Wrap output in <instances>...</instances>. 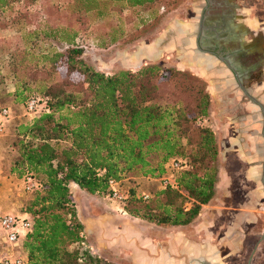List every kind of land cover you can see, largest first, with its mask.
<instances>
[{
  "label": "trees",
  "instance_id": "obj_1",
  "mask_svg": "<svg viewBox=\"0 0 264 264\" xmlns=\"http://www.w3.org/2000/svg\"><path fill=\"white\" fill-rule=\"evenodd\" d=\"M17 1L0 0V12ZM158 1L71 0L79 10L100 20L102 26L91 31H96L94 43L101 50L115 46L154 16L151 10V15L133 20L121 10L139 12L137 8ZM47 29L45 36L64 43L65 52L39 56L24 50L18 66L34 61V67L42 63L56 72L64 65L67 74L78 75L81 81L59 88L43 83L34 91L27 88L39 96L23 98L44 101L40 113L19 126V159L10 169L21 181L31 175L42 186L29 193L34 196L24 211L32 221V230L22 244L29 263L102 264L90 255L89 247L82 248L85 232L73 190L103 197L110 180L120 182L123 189L128 174L161 177L170 158H183L190 165L174 178L175 187L159 190L147 201L123 189L128 195L123 210L158 225L191 224L213 199L218 181L215 135L210 128L197 126L209 115L210 96L205 86L189 73L158 66L104 74L83 61L80 31L52 24ZM191 91L198 103L186 107L175 94ZM74 244L84 249L82 259L78 250H69Z\"/></svg>",
  "mask_w": 264,
  "mask_h": 264
},
{
  "label": "rangeland",
  "instance_id": "obj_2",
  "mask_svg": "<svg viewBox=\"0 0 264 264\" xmlns=\"http://www.w3.org/2000/svg\"><path fill=\"white\" fill-rule=\"evenodd\" d=\"M197 2L198 0H159L154 6L147 5L137 8L139 12L121 10L124 16L129 14L133 20L138 15L143 17L151 15V10L154 11V16H150L146 24L138 25L130 36L123 39L119 45L110 47L106 52L95 46L97 33L91 31L102 26L99 23L100 20L92 14L79 10L78 5H74L71 0H20L0 12V108H7L11 112L8 119L3 122V130L0 132V151L3 152L0 156V178L2 177V180L5 181L2 190L7 196L4 198V202L8 205L3 206L5 211L1 212L16 215L25 214V208L34 196V194L24 192L21 177L10 172L14 163L19 159L18 142L22 138L19 126L29 123L32 117L26 112V100L33 95L39 96L34 92H28L27 88L34 91L43 83L47 86L56 85V88L72 87L80 84L81 81L78 75L67 74L64 65L58 71L52 72L42 63L38 67H34L35 62H31L29 59L31 63L19 67L21 53L24 50H30L40 56L41 54L65 52L66 45L64 43L48 38L45 34L48 32L49 24L68 26L72 30L80 31L81 42L78 44L84 50L83 61L97 71L110 75L121 70L135 71L144 66H158L162 70H180L198 78L201 81L199 83L205 86V90L209 94L208 83L205 80L178 65L176 52L164 51L162 53V47L160 52L156 48L160 44L161 35L167 29L169 21H176L179 32L189 33L194 29L192 24H185L181 21L191 20V17L194 16V8L197 9L199 5L203 8L206 5L205 0ZM244 4L249 6L254 4L256 8H264V0H245ZM136 23L137 21L133 24L136 25ZM133 24L131 23L132 26H135ZM189 28L190 31H188ZM88 35H91V38ZM153 42L154 47H146ZM119 52H126L120 55L121 59L117 56ZM35 81H37V86H35ZM175 96L179 97L186 107H192L198 103L197 100L194 101L196 93L192 91L189 94L177 93ZM25 97L27 98L23 99ZM210 120L211 97L209 115L197 122V126L210 128L214 133ZM217 150L218 181L215 195L205 208L206 220L210 223L209 228L214 232L213 238L216 244V250L211 254L208 253L209 264H248L249 259V264H264V239L261 242L258 241L264 232V209H262L264 206L259 205V203L264 204L263 190L261 187L259 188V184L256 188L257 183L247 180V173H245V168L242 167L243 163L240 160L232 155L227 156L226 153L222 155L218 143ZM151 162L155 165L156 158L152 157ZM178 174L174 173V178ZM123 189L133 192L136 196H140L142 193L154 195L159 191V183L151 181L147 177L128 174ZM83 196L87 198L79 199L78 196H74L75 207L76 203L79 205L80 216L78 219L80 217V220L83 219L86 223H91V228H88L90 232L86 231L83 225L85 246L82 248L89 247L90 255L102 264H131V262L129 251L119 248V245L115 248L111 246L100 248L103 247L99 243L100 231L104 230V235H110L115 230L125 228V224L133 226L138 233L158 229L157 227L171 229L170 226L150 223L129 215L122 216L123 212L118 210V206L110 203L101 195L95 194L90 197L83 194ZM248 199L252 201L253 205L255 204L254 208L250 210L251 215L259 216V221L251 223L249 226L250 236L235 238V243L229 244V240L232 238L224 239L225 227L227 229L228 226L234 225L244 229V232L247 233L244 222L241 220L237 222L235 213L231 209L239 208ZM185 208L189 209L190 203L185 204ZM125 218L130 219L132 223H129ZM96 233L97 236H95ZM82 248L74 244L69 250H78L79 258L82 259L84 253ZM5 249L6 245L0 238V257Z\"/></svg>",
  "mask_w": 264,
  "mask_h": 264
},
{
  "label": "crops",
  "instance_id": "obj_3",
  "mask_svg": "<svg viewBox=\"0 0 264 264\" xmlns=\"http://www.w3.org/2000/svg\"><path fill=\"white\" fill-rule=\"evenodd\" d=\"M244 1L205 0L203 8L197 5V9L195 7L193 10L196 19L180 20L193 25L194 35L179 32L176 21H169L161 35V45L162 53L176 52L179 66L208 83L211 127L221 154L226 153L240 160L247 180L257 183L256 188L259 184L264 193V8H256L254 4L245 5ZM202 18L209 23L204 24ZM199 37L201 41H197ZM149 46L154 47V42L146 45ZM123 53L126 52H119L117 56L120 58ZM2 154L0 151V156ZM125 181H122L123 185ZM4 183L1 177L0 215L5 214L3 206L6 205L4 198L7 196L2 190ZM74 193L79 199L87 198L82 197L83 194L93 196L78 190ZM254 206L248 199L239 208L231 209L235 213V220L244 222L247 233L234 225L227 229L225 227L224 239L232 238L229 244L235 243V238L251 235L249 226L259 221V216L251 215L250 210ZM76 208L80 216L78 203ZM205 208L207 205L203 206L192 224L184 227H157L138 233L133 226L125 224V228L115 230L109 236L104 235V230L100 231L99 243L103 246L100 248L119 245V248L129 251L131 264H209L208 253L216 250V244L214 232L206 220ZM125 219L132 223L130 219ZM80 221L86 231L91 228V223L83 219Z\"/></svg>",
  "mask_w": 264,
  "mask_h": 264
},
{
  "label": "built area",
  "instance_id": "obj_4",
  "mask_svg": "<svg viewBox=\"0 0 264 264\" xmlns=\"http://www.w3.org/2000/svg\"><path fill=\"white\" fill-rule=\"evenodd\" d=\"M26 112L35 116L44 108V101L38 97L27 100ZM11 112L7 108H0V132L3 130V122L8 119ZM190 169L185 159L170 158L164 165V176L147 179L159 183V190L175 187L174 173H180ZM24 192L33 193L42 189L41 183L31 175L22 179ZM108 192L103 197L110 203L118 206V210L124 213L123 206L128 198L127 192L121 188L120 182L110 180ZM140 197L147 201L151 195L142 193ZM125 214V213H124ZM32 230V221L28 215H16L5 213L0 215V237L6 245V253L0 257V264H30L23 250V241Z\"/></svg>",
  "mask_w": 264,
  "mask_h": 264
},
{
  "label": "flooded vegetation",
  "instance_id": "obj_5",
  "mask_svg": "<svg viewBox=\"0 0 264 264\" xmlns=\"http://www.w3.org/2000/svg\"><path fill=\"white\" fill-rule=\"evenodd\" d=\"M208 3H209V2H208ZM208 8H209V5H208ZM204 13H205V11H204ZM191 18H192V19H196V18H195V15H194L193 17H191ZM192 19H191V20H192ZM202 21H203L204 24L209 23V22L207 21V19H206V20H203V18H202ZM206 21H207V22H206ZM214 24H215V23H214ZM194 32H195L194 30L190 31V35L193 36V35H194ZM197 41H201V38L199 37V39H198ZM210 42H211V41H210ZM206 52H209V53H210L211 51H210V50H209V51L207 50ZM214 52H216V50H214ZM211 53L213 54V52H211ZM245 237H247V236H245ZM263 239H264V237H262V235H260L258 241L261 242ZM248 263H249V262H248Z\"/></svg>",
  "mask_w": 264,
  "mask_h": 264
},
{
  "label": "bare ground",
  "instance_id": "obj_6",
  "mask_svg": "<svg viewBox=\"0 0 264 264\" xmlns=\"http://www.w3.org/2000/svg\"><path fill=\"white\" fill-rule=\"evenodd\" d=\"M161 43H162V42L160 41V44H159L158 46H156V48L158 49L159 52H160V50H161L160 48L162 47Z\"/></svg>",
  "mask_w": 264,
  "mask_h": 264
},
{
  "label": "water",
  "instance_id": "obj_7",
  "mask_svg": "<svg viewBox=\"0 0 264 264\" xmlns=\"http://www.w3.org/2000/svg\"><path fill=\"white\" fill-rule=\"evenodd\" d=\"M262 237H264V232H263V234H262ZM249 263H250V259H249ZM249 263H248V264H249ZM202 264H205V263H202Z\"/></svg>",
  "mask_w": 264,
  "mask_h": 264
}]
</instances>
